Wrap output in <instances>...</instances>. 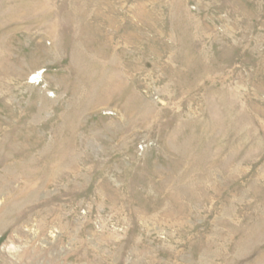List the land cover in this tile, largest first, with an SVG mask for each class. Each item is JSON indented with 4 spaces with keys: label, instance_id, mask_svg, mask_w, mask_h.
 <instances>
[{
    "label": "rangeland",
    "instance_id": "rangeland-1",
    "mask_svg": "<svg viewBox=\"0 0 264 264\" xmlns=\"http://www.w3.org/2000/svg\"><path fill=\"white\" fill-rule=\"evenodd\" d=\"M0 264H264V0H0Z\"/></svg>",
    "mask_w": 264,
    "mask_h": 264
}]
</instances>
